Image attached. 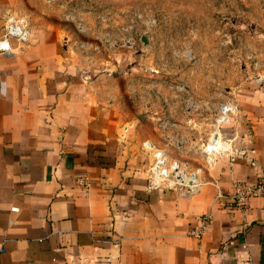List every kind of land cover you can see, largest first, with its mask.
<instances>
[{
	"label": "crops",
	"instance_id": "0c3cea01",
	"mask_svg": "<svg viewBox=\"0 0 264 264\" xmlns=\"http://www.w3.org/2000/svg\"><path fill=\"white\" fill-rule=\"evenodd\" d=\"M11 46L0 54V264H264V200L239 210L227 196L264 180V87L237 102L223 132L231 152L192 188L149 189L161 151L139 130L148 121L120 117L105 76L52 44ZM202 214L204 234L187 236Z\"/></svg>",
	"mask_w": 264,
	"mask_h": 264
},
{
	"label": "rangeland",
	"instance_id": "374dc122",
	"mask_svg": "<svg viewBox=\"0 0 264 264\" xmlns=\"http://www.w3.org/2000/svg\"><path fill=\"white\" fill-rule=\"evenodd\" d=\"M4 14L42 50L105 76L120 117L148 121L147 142L187 168L206 166L219 104L264 87V0H0Z\"/></svg>",
	"mask_w": 264,
	"mask_h": 264
},
{
	"label": "built area",
	"instance_id": "2783aa9c",
	"mask_svg": "<svg viewBox=\"0 0 264 264\" xmlns=\"http://www.w3.org/2000/svg\"><path fill=\"white\" fill-rule=\"evenodd\" d=\"M29 30L22 19H18L11 14H7L3 26V32L0 36V54L8 56L14 53L11 42L23 44L29 39ZM257 84L264 83V73L254 80ZM236 106L230 101H224L219 104L217 116L214 119V130L208 139L202 145V153L205 154L206 167H210L216 156L220 157L231 152V144L227 139H222L217 132V126L224 124L230 115H234ZM226 120V121H225ZM219 135L216 141L213 139L214 134ZM148 149L152 146L148 143ZM196 170H188L187 167L178 160H171L161 153H155L152 162L147 169L146 186L149 189H156L161 185H185L192 188L196 183ZM76 183L88 186L85 177L76 179ZM228 196V203L239 210H245L250 199L260 197L264 200V180L255 183L237 182L233 186V191ZM222 197V196H221ZM225 197V196H224ZM210 222L208 214L196 215L192 218L190 226L187 230V236L199 239L204 234L206 227Z\"/></svg>",
	"mask_w": 264,
	"mask_h": 264
},
{
	"label": "bare ground",
	"instance_id": "6f19581e",
	"mask_svg": "<svg viewBox=\"0 0 264 264\" xmlns=\"http://www.w3.org/2000/svg\"><path fill=\"white\" fill-rule=\"evenodd\" d=\"M213 139L217 141L219 138H218V137H216V136H214V137H213Z\"/></svg>",
	"mask_w": 264,
	"mask_h": 264
},
{
	"label": "water",
	"instance_id": "95a60500",
	"mask_svg": "<svg viewBox=\"0 0 264 264\" xmlns=\"http://www.w3.org/2000/svg\"><path fill=\"white\" fill-rule=\"evenodd\" d=\"M226 121V120H225Z\"/></svg>",
	"mask_w": 264,
	"mask_h": 264
}]
</instances>
